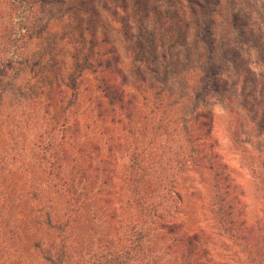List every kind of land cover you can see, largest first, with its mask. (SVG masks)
I'll list each match as a JSON object with an SVG mask.
<instances>
[{
	"label": "trees",
	"instance_id": "1",
	"mask_svg": "<svg viewBox=\"0 0 264 264\" xmlns=\"http://www.w3.org/2000/svg\"><path fill=\"white\" fill-rule=\"evenodd\" d=\"M141 1L144 6V0ZM141 1H135L136 11L141 9ZM185 1L199 24L198 42L203 40L207 44L205 69L198 75L203 99L198 100V106L189 113H174L176 118L173 120V115H158L161 109L170 106L165 100L169 89L164 87L160 92L153 85L151 90L155 89L158 95L165 93V97L148 114L140 113L138 103L141 98L136 92L139 88L142 90V85L131 91V80L119 51L107 36H98L106 43V51H102L105 47L100 45L96 49L97 35L92 33L84 60L77 61L73 68L75 76L84 78L85 72L91 70L95 87L105 100L100 105L113 113L110 117L113 123L124 128L105 146L102 143L106 134L104 127L99 133L101 137L87 134V138L81 141L76 137L75 141L68 139L67 132L79 125L80 120L76 118L71 125L72 119L64 117L42 132L35 156L21 160L19 173L14 177L15 180H25L29 192L28 207H19L21 197L18 193L13 225L10 214H5L11 207L0 210V264H165L171 259L164 256L173 258L171 264H264V225L261 227L257 220L252 222L248 217L244 188L238 182L233 166L216 148L213 138L215 115L211 107H206L213 85L221 74L214 58L218 0L215 5L210 3L214 0ZM7 3L11 14L2 34L0 69L5 63L25 60L24 51L33 39L38 10L33 0H7ZM127 6L124 3L114 11L119 16L121 9L125 16H120L127 22L120 21L119 17L114 21L122 24L120 31L123 29L122 35L129 42L125 49H131L137 58L138 49L129 47L134 42L135 30L134 21L127 15ZM181 17L177 15V19L170 22L182 21ZM159 80L165 86L163 82L166 81ZM58 87L61 92L67 90L64 84L58 83ZM198 90L196 87L193 94ZM146 99L147 96L143 95V100ZM182 100L180 104L188 102L189 98ZM59 102L62 108L65 102L63 99ZM75 102L79 105L75 99L71 100V105ZM101 115L102 111H98L97 117ZM87 117V113L82 115V118ZM172 120L176 122V131L169 126L173 124ZM102 124L101 121L99 126ZM192 126L198 135L190 134ZM125 129L132 133L129 137L135 141L129 140ZM134 130L138 135H134ZM179 131L185 134L186 143L181 142L172 156L176 165L172 175L177 173L178 179H163L162 172L154 177L151 170L164 156L160 160L149 159L155 158L170 142L172 134L176 136ZM161 132L166 139L169 138L168 142H157ZM140 134L143 135L139 139L141 145L136 143ZM147 136L150 139L145 143ZM189 168H199L202 180L205 179L210 190L208 207H203L202 215L197 211L194 218L180 208L163 207L166 197L184 203L180 191L184 187L177 180H182ZM113 180L121 182L119 191L110 190ZM34 189H39V193L35 194ZM127 189L132 192V198L124 196ZM94 193L104 197L113 194L105 199L109 209L87 207L89 200L96 199ZM152 194L160 200L154 202ZM21 216L24 223H20ZM153 233L162 239L158 246L150 240ZM213 239L220 241L217 244L220 259L211 253L208 242Z\"/></svg>",
	"mask_w": 264,
	"mask_h": 264
},
{
	"label": "rangeland",
	"instance_id": "2",
	"mask_svg": "<svg viewBox=\"0 0 264 264\" xmlns=\"http://www.w3.org/2000/svg\"><path fill=\"white\" fill-rule=\"evenodd\" d=\"M33 1L37 3L38 10L33 39L24 51L25 60L5 63L0 69V171L3 173L0 175V210L11 207L5 213L10 214L11 225L17 216L14 207L18 193L21 197L19 207H28L29 194L25 180H15L14 177L19 173L20 161L35 156L43 131L53 126L56 121L68 117L72 119L71 125L76 119L80 120L79 125L73 126L67 132L68 139L74 141L75 137L79 141L86 139L87 134L101 137L99 133L104 127L106 134L102 143L105 146L107 141H114L115 136L122 132L123 125L113 123L110 118L113 113L104 110L100 105L105 100L101 98L100 90L95 87L91 70L85 72L84 78L76 77L73 70L77 61L84 60L92 33L97 35L96 49L100 45L101 48L105 47L102 51H106V43L98 36H107L119 51L129 80L133 82H129L131 91H136L142 85V90L139 88V92H136L141 98L138 111L142 114H148L165 97V93L158 95L155 89L151 90L153 85L160 92L164 87L169 89L165 100L170 106L163 111L161 109L158 115H173L174 120L178 112L189 113L193 107L198 106V100L203 99L204 95L198 75L205 69L204 63L208 56L206 42L201 40L199 43L197 39L198 21L185 0H144V6L140 0L141 9L138 11L136 0ZM215 1L217 2L214 0L210 3L215 5ZM124 3L129 5L127 15L134 21L135 38L129 47L135 46L138 49V60L130 52L131 49H125L129 42L122 35L123 29L120 31L122 24L114 21L115 17H119L120 21L127 22L120 16H125L121 9L118 11L119 16L114 14L116 7ZM217 5V51L214 58L221 74L213 85L206 107H211L215 115L213 138L216 148L233 166L237 180L244 188L248 217L252 222L257 220L263 227L264 0H218ZM10 14L11 8L7 0H0V57L3 56L2 34L9 24ZM177 15L182 16V21L170 22L177 19ZM93 40L96 44V40ZM159 79L166 81L163 82L165 86ZM58 83L66 85L67 90L61 92ZM196 87L199 90L193 94ZM78 94L79 96H74ZM143 95L147 96L146 100H143ZM184 97L189 98V101L180 104ZM61 99L65 102L62 108L59 102ZM73 99L79 105L76 102L71 105ZM98 111L103 113L100 118L97 117ZM84 113L88 114L87 118H82ZM101 121L103 124L99 126ZM169 126L176 131V122L173 121ZM134 131V135H138ZM124 132L128 137L132 136L126 129ZM179 132L176 136L172 134L170 142L162 147L155 158L152 156L149 159L160 160L164 156L151 170L154 177L162 172L163 179H178L177 173L172 175L176 169L172 156L181 142L186 143L185 134ZM161 134L157 142H168L169 138L166 139L164 133ZM190 134H199L195 126H192ZM142 137L141 134L138 136L137 144L141 145L139 139ZM149 139V136L145 137L144 142L148 143ZM129 140L135 141L131 137ZM116 176L119 177L120 174L117 172ZM177 183L184 187L180 190L184 195V203L166 197L163 207L174 210L180 208L193 218L197 211L202 215L203 207H208L210 203V190L205 179L202 180L199 168H189L185 177L177 180ZM120 184L121 182L111 181L110 190L119 191ZM34 190L35 194L39 193V189ZM152 195L154 202L160 200ZM94 196L96 199L89 200L87 207L109 209L105 199L113 194L104 197L94 193ZM124 196L132 198V192L127 189ZM24 222L25 219L21 216L20 223ZM153 236L156 235H151L152 244L160 245L162 239L159 234L155 238ZM219 243L215 239L208 242L211 253L217 259H220L221 252L217 248ZM164 257L171 259L165 261V264H171L173 258Z\"/></svg>",
	"mask_w": 264,
	"mask_h": 264
}]
</instances>
